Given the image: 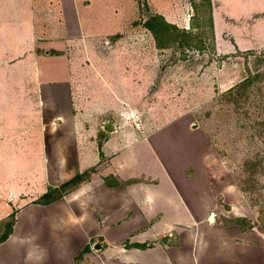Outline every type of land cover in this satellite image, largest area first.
Wrapping results in <instances>:
<instances>
[{
    "label": "rangeland",
    "instance_id": "obj_1",
    "mask_svg": "<svg viewBox=\"0 0 264 264\" xmlns=\"http://www.w3.org/2000/svg\"><path fill=\"white\" fill-rule=\"evenodd\" d=\"M115 1L120 72L132 92L119 91L117 112L100 113L103 137L112 138L109 156L62 192L66 213L82 217L83 235L70 240L64 258L112 264L100 251L135 248L146 251L148 264H168L194 247L198 264L220 251L230 264H264V0H224L227 15L215 1L213 28L206 0ZM157 15L169 25L163 50L144 28ZM214 22L223 26L215 40ZM22 178L0 176L5 199L11 190L15 203L39 196L21 193ZM27 215L36 222L53 213ZM41 225L18 230L29 242L40 234L28 258L11 245L1 264H53L47 223Z\"/></svg>",
    "mask_w": 264,
    "mask_h": 264
},
{
    "label": "crops",
    "instance_id": "obj_2",
    "mask_svg": "<svg viewBox=\"0 0 264 264\" xmlns=\"http://www.w3.org/2000/svg\"><path fill=\"white\" fill-rule=\"evenodd\" d=\"M215 1L216 10L227 15L224 0H210L211 17ZM117 6L115 0H0V176L26 177L20 181L21 193L39 194L32 199L17 196L15 203L12 190L10 199H5L3 186H7L0 184V222L13 205L18 210L12 234L0 244V253L13 245L28 258L32 254L29 243L40 234H31L29 242L18 230L23 224L46 222L53 264H71L64 258L65 249L70 240L83 238L82 217L66 213L65 196L47 205L36 201L72 177L93 171L100 157L109 156L112 138L103 137L100 113L117 112L119 91L132 92L128 74L120 72L125 61L118 57L115 29H123V25L114 19ZM220 28L214 22V40ZM153 41L156 49L163 50ZM105 127L111 131L109 123ZM36 209L53 216H45L48 221L40 216L34 222L27 213ZM21 213L26 214L20 219ZM93 246L96 249L98 245ZM193 249L181 254L180 260L178 256L169 259L168 264H198ZM9 251L6 253L11 255ZM225 253L220 251L219 258L213 253L216 262L206 264H230ZM145 254L135 248L100 251L106 263L112 264H148ZM98 260L94 264H102Z\"/></svg>",
    "mask_w": 264,
    "mask_h": 264
},
{
    "label": "trees",
    "instance_id": "obj_3",
    "mask_svg": "<svg viewBox=\"0 0 264 264\" xmlns=\"http://www.w3.org/2000/svg\"><path fill=\"white\" fill-rule=\"evenodd\" d=\"M206 3H207L208 8H209V14H210V18H211L210 19L211 20V27H212L210 0H206ZM145 27L151 32V34L155 40L156 46L160 49H165L167 43H166L165 39L163 38V34L161 35V32H164V31L166 32V29L169 28V25L164 21V19L159 15L154 16L153 18H150L148 21L145 22ZM212 35H213V32H212ZM86 173H88V172L86 171L83 174L86 175ZM83 174L77 175L74 178H71L70 180L66 181L65 183H63L59 187L45 193L44 195H42L40 197L41 200L36 201V203L42 204V205H47L51 202H54V201L62 198L63 193L65 194L67 191L71 190L73 187L78 186L79 184L84 182V180H86V177H84ZM106 185L110 186V187L114 186V184H108L107 182H106ZM51 192H56L59 194L55 197H51V195H50ZM14 223H15V213H10L4 220H2L0 222V227L1 228L3 227L2 232H0V244L5 242L9 238V236L12 234Z\"/></svg>",
    "mask_w": 264,
    "mask_h": 264
},
{
    "label": "water",
    "instance_id": "obj_4",
    "mask_svg": "<svg viewBox=\"0 0 264 264\" xmlns=\"http://www.w3.org/2000/svg\"><path fill=\"white\" fill-rule=\"evenodd\" d=\"M163 243H166V237H164V239L162 240ZM96 249H98L99 247H95Z\"/></svg>",
    "mask_w": 264,
    "mask_h": 264
}]
</instances>
